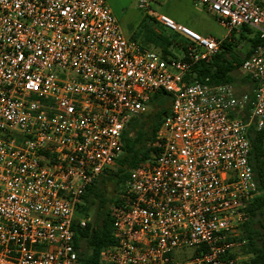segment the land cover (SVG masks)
Listing matches in <instances>:
<instances>
[{
  "label": "built area",
  "instance_id": "obj_1",
  "mask_svg": "<svg viewBox=\"0 0 264 264\" xmlns=\"http://www.w3.org/2000/svg\"><path fill=\"white\" fill-rule=\"evenodd\" d=\"M193 2L226 34L203 37L156 16L186 39L182 60L127 40L103 0H0V264H79L76 208L121 155L127 122L159 91L169 116L109 207L114 243L100 263L246 261L239 233L259 194L247 131L264 128V0ZM244 26L261 41L240 66L251 96L197 82L193 65ZM262 152L264 162V141Z\"/></svg>",
  "mask_w": 264,
  "mask_h": 264
},
{
  "label": "trees",
  "instance_id": "obj_2",
  "mask_svg": "<svg viewBox=\"0 0 264 264\" xmlns=\"http://www.w3.org/2000/svg\"><path fill=\"white\" fill-rule=\"evenodd\" d=\"M233 34L229 41H223L219 52L209 62H198L193 65L192 70L196 74L197 82L230 86L235 83L234 72L240 69L250 49L261 41L250 28L242 27L239 39L246 41L247 49L244 53L238 54L235 50L236 45L231 41ZM150 42L155 46L159 44V53L162 58L184 59L182 54L187 41L180 34L156 36L155 40L152 39ZM245 79L252 84L247 76ZM251 91L242 93L251 96ZM242 93H236V95ZM169 108L168 95L162 91L154 93L148 100V111L131 117L123 129L122 152L114 166L103 171L86 189L71 224L72 241L79 264H102L99 261L100 250L114 243L109 207L117 203L118 196L114 197L113 194L121 193L131 169L150 159L152 150L147 149L146 144L153 140L157 130L169 116ZM246 113L245 109L241 116L242 120H245ZM247 139L249 142L247 161L259 194L245 208L248 219L241 226L239 233V238L245 240V245L240 251L248 256L242 264H264V162L261 161L264 128L259 131L249 128ZM107 185L111 186L112 196H107L105 193ZM80 219L85 220L84 227L78 225Z\"/></svg>",
  "mask_w": 264,
  "mask_h": 264
},
{
  "label": "rangeland",
  "instance_id": "obj_3",
  "mask_svg": "<svg viewBox=\"0 0 264 264\" xmlns=\"http://www.w3.org/2000/svg\"><path fill=\"white\" fill-rule=\"evenodd\" d=\"M103 1L117 20L123 36L127 40L132 41L133 39L144 49L158 53L160 52L159 44L155 46L150 41L155 40L156 36H168L174 33L156 23L155 17L158 15L167 16L175 24L185 26L203 37L222 39L226 34V30L216 22L205 7L195 5L193 0H144L148 6L145 10L137 8L138 0ZM231 41L236 45L235 50L238 54L244 53L247 49V43L239 39V33H234ZM170 49L172 48L170 47ZM233 75L235 83L232 85V89L235 93L252 90V84L245 79L240 69L236 70ZM105 193L107 196H112L111 186H106ZM113 195L117 197L119 194L117 192ZM189 252V250H185V253L179 254L186 256Z\"/></svg>",
  "mask_w": 264,
  "mask_h": 264
}]
</instances>
